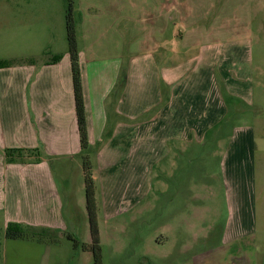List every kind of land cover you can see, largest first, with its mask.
<instances>
[{"label":"crops","instance_id":"obj_1","mask_svg":"<svg viewBox=\"0 0 264 264\" xmlns=\"http://www.w3.org/2000/svg\"><path fill=\"white\" fill-rule=\"evenodd\" d=\"M153 26L140 53L120 49L99 55L77 47L100 207L106 216L107 206L113 213L117 204L145 197L159 163L208 137L220 149L226 206L220 243L229 255L223 264H241L243 249L264 233V68L252 64L251 48L238 40L200 45L187 57L186 48L165 43L162 24ZM65 30L50 4H0V62H16L0 66L4 230L15 223L63 238L78 224V214H72L75 222L63 214V198L75 191L64 176L68 165L81 177L79 194L84 189L70 58L66 47H56ZM176 37L183 40L181 30L170 38ZM56 55L60 59L52 62ZM6 149H36L39 155L7 161ZM208 223V235L197 238L201 243L212 239L213 210ZM83 232L81 241L74 240V264L93 263L91 253L81 248L91 240L88 218ZM4 239L2 264H49L51 250L45 252L44 246ZM206 251L196 252L193 264H217L213 248Z\"/></svg>","mask_w":264,"mask_h":264},{"label":"rangeland","instance_id":"obj_2","mask_svg":"<svg viewBox=\"0 0 264 264\" xmlns=\"http://www.w3.org/2000/svg\"><path fill=\"white\" fill-rule=\"evenodd\" d=\"M0 4H50L52 10H58L63 24L70 10L77 47L84 51L92 49L99 55L114 54L120 49L144 51L143 42L151 37L153 23H159L168 40L165 43L186 48L187 57L200 45L238 40L251 48L252 64L264 68V0H0ZM177 30H181L182 41L170 38ZM61 46L67 48L66 30L64 41L56 45ZM219 159L220 149L208 137L199 144L183 146L157 165L151 190L145 197L123 201L113 213L111 206H107L106 216L100 207L96 184L102 264H193L194 254L206 253L210 247L215 263H227L228 250L220 243L226 206ZM67 167L64 176L75 191L70 198H63V214L69 222H75L73 213L78 214L76 229L66 230L63 238L36 232L17 240L27 246L42 245L45 248H39L45 252L51 250L49 264H74V240L81 241L88 218L84 189H80V194L77 190L81 177L76 168ZM82 181L84 184L83 178ZM211 210L212 239L201 243L197 238L207 233ZM4 232L0 225L2 242ZM258 236L257 243L243 249L241 264H264V233ZM162 238L164 242H160ZM1 252L0 247V257Z\"/></svg>","mask_w":264,"mask_h":264},{"label":"trees","instance_id":"obj_3","mask_svg":"<svg viewBox=\"0 0 264 264\" xmlns=\"http://www.w3.org/2000/svg\"><path fill=\"white\" fill-rule=\"evenodd\" d=\"M66 40L67 51L70 58L73 95L75 105V115L77 121V128L80 140V158L84 180V195H85V209L89 221L90 230V243L83 244L81 248L84 251H89L92 255L93 264H102L101 261V248L99 244V233L97 227V206L95 199V183L92 173V161L91 157L94 153V148L89 144L87 138V127L85 117V105L82 90L81 72L79 66L78 49L75 38L74 24L71 18V11H67L66 19ZM60 59V55L54 56L52 62H56ZM16 62H0V66H10ZM4 155L7 161H12L13 157L19 158L20 161L31 160V156H38V150H21V149H6ZM37 160V158H36ZM50 233L55 234V231H51L46 228H35L29 226H21L15 223H9L4 232V238L17 240L27 237L29 234L34 233ZM70 237V236H69ZM71 238V237H70ZM77 242L74 241V246H77Z\"/></svg>","mask_w":264,"mask_h":264}]
</instances>
